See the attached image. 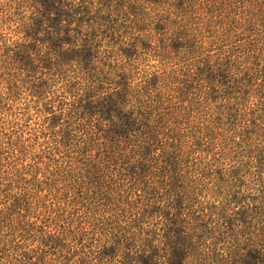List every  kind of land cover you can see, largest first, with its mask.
I'll use <instances>...</instances> for the list:
<instances>
[{
  "label": "trees",
  "instance_id": "1",
  "mask_svg": "<svg viewBox=\"0 0 264 264\" xmlns=\"http://www.w3.org/2000/svg\"><path fill=\"white\" fill-rule=\"evenodd\" d=\"M0 5V264H264V0Z\"/></svg>",
  "mask_w": 264,
  "mask_h": 264
},
{
  "label": "rangeland",
  "instance_id": "2",
  "mask_svg": "<svg viewBox=\"0 0 264 264\" xmlns=\"http://www.w3.org/2000/svg\"><path fill=\"white\" fill-rule=\"evenodd\" d=\"M0 15H2V5H0ZM0 55L2 54V43H0ZM31 100V98L28 99V101ZM27 100L20 99V103L17 107L20 108V110H16L13 117H8L11 124L8 126L12 130L7 131L5 133H8L7 135H2V139L5 143L14 144L17 145L16 147H29L28 153L39 155L40 154V144H42L45 141V135L48 133L46 130L49 123L45 121L46 117H49L47 113L42 111V107H38L37 111L35 110V105L33 102L25 103ZM26 108V109H25ZM18 113H17V112ZM42 111V112H39ZM38 112V113H36ZM14 123H17L19 125V128H13ZM21 129V130H19ZM38 143V145H37ZM37 145V146H36ZM30 157V156H28ZM17 158L18 160L14 161V159L9 160V163L11 166L7 167V170L10 171L11 168L15 167L16 169L22 167V159H26L24 155H20ZM36 161H38L36 159ZM33 161L30 158H27V162H24V165L31 164ZM0 209H2V206L0 205Z\"/></svg>",
  "mask_w": 264,
  "mask_h": 264
}]
</instances>
